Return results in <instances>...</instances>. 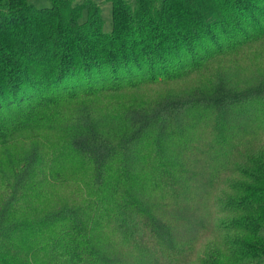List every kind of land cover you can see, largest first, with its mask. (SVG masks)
Here are the masks:
<instances>
[{
    "label": "trees",
    "instance_id": "1",
    "mask_svg": "<svg viewBox=\"0 0 264 264\" xmlns=\"http://www.w3.org/2000/svg\"><path fill=\"white\" fill-rule=\"evenodd\" d=\"M107 2L110 32L92 0H0V130L61 113L46 126L61 154L38 140L4 151L0 264H264V68L221 67L151 99L116 94L264 34V0ZM62 154L89 169L93 202L42 201L41 175Z\"/></svg>",
    "mask_w": 264,
    "mask_h": 264
},
{
    "label": "rangeland",
    "instance_id": "2",
    "mask_svg": "<svg viewBox=\"0 0 264 264\" xmlns=\"http://www.w3.org/2000/svg\"><path fill=\"white\" fill-rule=\"evenodd\" d=\"M75 2H83L84 0H74ZM95 3L101 5L103 9V19L105 22V32H110L112 28V8L111 4L107 0H92ZM28 2L35 7L42 9L50 7V0H28ZM240 66L246 70H253L257 68H264V34L259 35L253 40L242 44L241 46L229 50L223 55L217 56L215 59L203 63L197 68L190 70L188 73L180 75L178 78L172 79L170 82L156 83L155 85L143 84L135 87V89H127L124 92H116L118 95L131 96L133 94L143 95L147 99L154 98L155 96L163 93L169 87H178L185 84H195L203 80H207L211 75L221 67H234ZM139 85V84H138ZM112 96V93H109ZM123 98V97H121ZM61 115L59 109L55 111H37L35 114L27 118H22L17 122H14L12 126L6 130H0V169L5 165L4 151L6 148L19 153L23 146L28 145L33 140H38L45 144L48 149L49 157L50 152L56 156L61 154V148L52 138L50 132L46 129L48 123L57 121ZM47 126V127H46ZM22 137V138H21ZM262 142V141H261ZM260 146V145H258ZM264 147V143L261 148ZM61 161L56 165L55 175L52 178L49 174L41 175V190L44 193L43 202L49 203L53 200H62L66 198H77L85 201H94V197H91V173L89 169L84 166H80L78 162L72 160L67 154H62ZM51 176V175H50ZM43 178V180H42ZM109 190V196L106 195V202H104L102 208L99 210V216L103 219V224L106 225L107 231H117L116 223H113V219L116 217V210L119 211L117 204L120 201L119 188L113 183ZM7 185L1 179L0 176V201L7 193ZM111 191V192H110ZM39 196V195H37ZM34 197V195H33ZM41 200V199H40ZM35 201V199H34ZM45 203V204H47ZM123 214L121 220L128 222L129 217ZM94 216V215H93ZM129 226V225H128ZM130 227V226H129ZM126 228L124 224L123 230ZM122 230H119V232ZM126 233V231H125ZM121 238H116L121 244H125L126 235L120 233ZM141 236V235H140ZM116 236H113L115 238ZM128 237V236H127ZM140 238V237H137ZM206 244L204 242L203 246ZM199 247L192 254H188L191 260H196L201 254H203L204 247ZM188 259L180 258V264H183ZM138 264V263H137Z\"/></svg>",
    "mask_w": 264,
    "mask_h": 264
}]
</instances>
